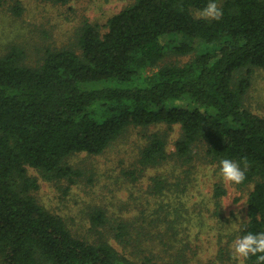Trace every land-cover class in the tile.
Wrapping results in <instances>:
<instances>
[{
  "label": "trees",
  "instance_id": "1",
  "mask_svg": "<svg viewBox=\"0 0 264 264\" xmlns=\"http://www.w3.org/2000/svg\"><path fill=\"white\" fill-rule=\"evenodd\" d=\"M209 2L134 0L105 32L85 21L78 51L47 50L36 65H26L16 46L0 56L1 264H136L104 233L94 241L74 234L38 201V180L29 175L32 168L47 181L73 184L81 171L68 159L104 153L130 127L181 128L173 153L167 132L148 137L142 171L171 158L188 164L199 146L219 165L230 159L243 169L247 158L239 185L252 188L242 235L264 232V117L245 106L254 70L264 69V0H222L220 20L197 18ZM197 44L202 49L187 63L159 67L168 53L190 55ZM155 187L167 183L157 178ZM224 192L216 186V197ZM90 221L98 232L104 211ZM127 233L119 224L111 235L121 242Z\"/></svg>",
  "mask_w": 264,
  "mask_h": 264
},
{
  "label": "rangeland",
  "instance_id": "2",
  "mask_svg": "<svg viewBox=\"0 0 264 264\" xmlns=\"http://www.w3.org/2000/svg\"><path fill=\"white\" fill-rule=\"evenodd\" d=\"M133 2L5 0L0 6V56L16 46L24 51L26 65H36L47 50L78 51L76 33L85 21L105 32L108 19ZM201 49L197 44V51L190 55L168 53L159 67L183 65ZM245 106L264 117V69L254 70ZM166 132L168 152L173 153L181 128L168 130L161 124L128 128L100 155H73L68 163L81 171L73 184L47 181L29 168V175L39 183L35 197L61 216L74 234L94 241L104 233L120 255L136 264H237L231 258V244L242 236L252 186L225 184L220 165L211 162L201 146L188 164L171 158L142 171L138 162L148 137ZM157 178L167 183L161 191L155 187ZM217 185L225 191L220 197L215 196ZM96 210H103L107 221L98 232L90 221ZM119 224L128 232L121 242L111 235Z\"/></svg>",
  "mask_w": 264,
  "mask_h": 264
},
{
  "label": "clouds",
  "instance_id": "3",
  "mask_svg": "<svg viewBox=\"0 0 264 264\" xmlns=\"http://www.w3.org/2000/svg\"><path fill=\"white\" fill-rule=\"evenodd\" d=\"M223 11L215 2H210L197 13V18L220 20ZM244 168L242 169L240 163L223 159L220 161V175L225 184L233 183L239 185L246 179V170L248 168L247 158H243ZM228 204L223 207H227ZM240 214L237 213V216ZM250 256L256 257V264H264V232L253 233L248 232L242 236L237 237L231 244V258L237 264H244V261Z\"/></svg>",
  "mask_w": 264,
  "mask_h": 264
}]
</instances>
